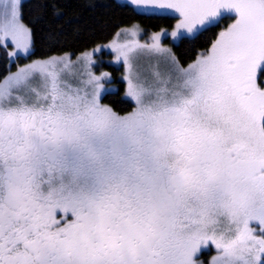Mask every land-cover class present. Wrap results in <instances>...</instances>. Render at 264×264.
I'll return each instance as SVG.
<instances>
[{"label": "snow or ice", "instance_id": "snow-or-ice-1", "mask_svg": "<svg viewBox=\"0 0 264 264\" xmlns=\"http://www.w3.org/2000/svg\"><path fill=\"white\" fill-rule=\"evenodd\" d=\"M128 3L175 23L82 53L75 83L67 55L0 82V264H264V0ZM21 7L0 0L9 57L32 48ZM208 34L187 67L162 43ZM105 47L125 67L123 115L92 70Z\"/></svg>", "mask_w": 264, "mask_h": 264}, {"label": "trees", "instance_id": "trees-1", "mask_svg": "<svg viewBox=\"0 0 264 264\" xmlns=\"http://www.w3.org/2000/svg\"><path fill=\"white\" fill-rule=\"evenodd\" d=\"M21 5L22 21L32 33L29 59L66 53L76 56L99 45L109 44L121 28L132 25L150 36L161 28L171 29L175 23L171 18L144 16L135 12L134 6L128 2L119 0H26ZM211 36L208 34L195 43L175 45L173 53L179 63L187 66L193 62ZM7 51L0 48V81L9 74L12 64ZM101 56L111 60L113 52H105ZM25 60L23 57L17 59L13 67ZM96 69L97 72L101 69L112 71L113 82L117 84L116 91L106 92L101 102L121 115L130 112L134 105L125 97L124 81L119 78L123 68L103 61Z\"/></svg>", "mask_w": 264, "mask_h": 264}, {"label": "rangeland", "instance_id": "rangeland-1", "mask_svg": "<svg viewBox=\"0 0 264 264\" xmlns=\"http://www.w3.org/2000/svg\"><path fill=\"white\" fill-rule=\"evenodd\" d=\"M26 1V0H21V4ZM119 1H123V2H128V0H119ZM23 22V21H22ZM134 27H137L136 25H132V27H124V28H121V30H119L117 33H119V36H117V33L115 35V37L110 41V43L113 41V40H117L118 42L120 43H124L126 41H130L132 39H134L128 32L124 31L125 29H132ZM139 28V27H138ZM140 32H139V35L137 37H135V39H138L141 43H145V42H149V37L148 35H146L142 29H140ZM109 43V44H110ZM162 43L166 46V47H169L172 49V53H173V48H174V44L172 43V40H171V37H168L167 39H163L162 40ZM108 44H105V45H99L100 46H106ZM11 46V45H10ZM95 49V48H93ZM93 49H89L88 51H92ZM15 49L11 46L10 48V51H14ZM105 52H112L111 49L109 48H103L102 51L100 52H97L94 54V59L97 61V63L95 65H93V72L96 74V75H99L101 74L102 72H107L109 74V77L110 79L108 80L107 84H106V88L110 89L112 91H116L117 89V84L114 83V74L113 72L109 71V70H106V69H101L103 71L100 70V72H97L98 70L96 69L97 66H99L103 61H107L109 64H113L115 66H120L121 68H123V71H122V74L121 76L119 77L122 81H124V90L126 91V81L123 79V76L125 75V67L123 65V61H119L117 62L116 61V54L113 53V58L111 60L107 59V58H104L101 56L102 53H105ZM32 53V48L30 50V53L28 55H23V54H19L18 57H10V61H11V68L9 70V73H15L17 72L20 68H23L24 66L28 65V64H31L33 63L34 61H39V60H48L52 57H64L65 55H67L70 60L73 62L72 65L70 66L69 69H66L64 70V72L62 73V75L67 78L70 82H73L75 83L76 82V78L77 76L79 75V73L81 72V68H80V61L78 60V57L81 56L82 53L80 54H77L76 56L72 55V54H69V53H66L64 55H55V56H52V57H48V58H44V59H37V58H33V59H29L28 56ZM174 54V53H173ZM175 56V54H174ZM26 58V60L22 63H18V65H16L15 67H13L14 63L17 62V59L19 58ZM176 57V56H175ZM177 59V58H176ZM101 62V63H100ZM100 63V64H99ZM140 63L142 65V68L143 69H146L148 67V64H149V59L148 57H142L141 60H140ZM192 63V62H191ZM17 64V63H16ZM183 66V65H181ZM188 66V65H187ZM187 66H183V67H187ZM9 75V74H8ZM83 78H86V77H83ZM3 80V79H2ZM2 80L0 82H2ZM105 94V93H104ZM103 94V95H104ZM102 95V96H103ZM125 95V93H124ZM130 100V99H128ZM131 101V100H130ZM103 103V102H102ZM133 103V102H132ZM126 114V113H125ZM60 218V214H58V219ZM71 218V217H69ZM216 255V250L214 248V246L212 245H209V248L205 250L204 252V255L202 256V259L204 261H210L211 260V257Z\"/></svg>", "mask_w": 264, "mask_h": 264}]
</instances>
